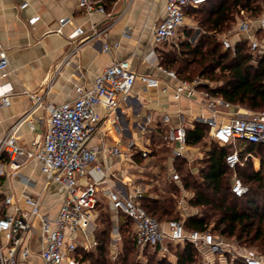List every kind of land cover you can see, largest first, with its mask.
I'll use <instances>...</instances> for the list:
<instances>
[{
  "label": "built area",
  "instance_id": "built-area-1",
  "mask_svg": "<svg viewBox=\"0 0 264 264\" xmlns=\"http://www.w3.org/2000/svg\"><path fill=\"white\" fill-rule=\"evenodd\" d=\"M76 2L78 8L87 16L99 13L106 18L110 17L98 0ZM207 2L208 0H166L164 17L152 27L156 44L177 46L179 35L186 26L188 10L199 8ZM27 6L28 2H25L21 8ZM114 23L115 20H111L104 26L91 23L87 29L76 27L69 36L76 45L65 62L83 45L93 41H104V51L111 52L112 48L105 39ZM71 24L72 19L69 17L60 19L56 33L63 35L64 30ZM256 27L264 31V13L258 17L244 18L232 30L216 34L215 37L220 39L225 50L235 51L236 42L233 38L242 33L251 35ZM239 42H247L252 55L259 53L260 43L257 40L250 38ZM9 68L7 50L0 43L2 80L8 78ZM158 68L164 79L138 74L129 60L115 61L95 78L92 85L76 86L74 98L61 104H46L45 93L27 89L15 92L8 84L0 88V110L9 108L12 97L17 94L25 95L32 101L31 107L0 135V176L20 182L31 191L36 184L24 179L20 171L28 164L36 163L46 180L38 192L23 193V200L14 193L0 200V264H37V261L40 264H81L78 248L91 251L97 246L95 239L91 238L90 228L100 203V187L107 183V179L101 182H83L88 178L90 168L104 172L98 164L99 150L88 144L99 131L101 116L98 107L104 106L110 112H115L123 104L129 103L137 83L147 89H159L163 93L171 91L175 100L187 99L198 105L202 112L193 117V122L207 128L212 142L222 147H232L224 158L225 165L233 172L232 194L243 197L249 193V187L244 184L236 170L248 159H253L254 155L247 153L241 159L239 145L248 143L264 149V111L245 110L243 113L231 115L229 111L233 104L204 89V80L182 79L172 69L162 66ZM40 110L48 115L45 132L28 139L22 129L26 127L28 134L36 132L37 124L43 121L36 117ZM113 121L116 123V120ZM164 122L166 125L161 136V145L168 147L174 159H186L193 148L188 144L185 115L180 114L177 126L170 125L168 118ZM139 139L136 135L129 142L127 152L122 150L120 143L107 148L105 152L110 157L135 166L133 153H139L143 158H148L151 154L150 150L140 146ZM170 179L172 182H179V173L173 169ZM49 184H56L66 191L55 218L42 212ZM145 194L142 187L133 188L128 195L112 186L105 191L116 223L115 245L122 242L121 221L125 218L133 224V237L141 251L151 248L164 257L170 253V245L190 242L206 262H210L211 258L223 259L228 256L232 261L241 259L245 264H264L256 250L240 247L235 239L226 240L209 231L187 232L183 223L177 220L162 224L142 206L140 199ZM182 206L183 200H180V213L183 212ZM37 227L38 245L33 242ZM116 257L117 251L113 253V259Z\"/></svg>",
  "mask_w": 264,
  "mask_h": 264
},
{
  "label": "crops",
  "instance_id": "crops-1",
  "mask_svg": "<svg viewBox=\"0 0 264 264\" xmlns=\"http://www.w3.org/2000/svg\"><path fill=\"white\" fill-rule=\"evenodd\" d=\"M260 1L264 13V1ZM25 2H28V6L22 9L21 6ZM98 2L105 7L110 17L106 18L99 13L87 16L78 8L76 0H0V43L7 50L10 60V74L6 80L0 78V88L8 84L15 92L27 89L31 92L45 93L46 104H61L74 98L76 86L92 85L105 68L121 60H129L133 70L138 74L164 79L158 67H165L162 65L165 46L156 44L152 27L164 17L166 0H98ZM65 17L71 18L72 24L64 30L63 35H59L56 33L58 21ZM111 20H115V23L105 39L112 48L111 52L104 51V41H93L83 45L65 62L76 45L69 37L76 27L82 26L87 29L91 23L104 26ZM186 27L194 28L195 32L200 33L197 23L190 17L186 19L184 29ZM183 30L180 34L182 36ZM198 34L193 43L196 42ZM250 38L260 43L258 51L263 53L264 31L259 27H256L251 35L239 34L233 38V41L239 42ZM31 105L32 101L27 96L14 95L12 105L0 110V135L4 134ZM245 110L247 109L233 105L229 112L235 115ZM98 112L101 116L99 131L88 145L99 150L98 164L104 172L90 168L89 176L83 182H101L107 179V183L100 187L102 191L100 203L90 234L97 242V234L105 228L101 229L97 224L98 208H105L104 212L112 222L109 242L112 252L115 253L121 243L114 244L116 223L105 197V191L112 186L128 195L133 188L142 187L146 194L157 198L154 190L163 191L167 184L173 183L170 174L173 169L177 171L176 159L172 157L168 147L161 145L165 119L170 120V125L177 126L180 114H183L187 121L186 127L190 128L197 125L192 119L202 110L187 99L175 100L171 91L163 93L159 89H147L137 83L132 90L129 103L123 104L115 112L100 106ZM36 117L43 121L37 124L35 133L28 134L26 127L22 129L28 139L45 132L47 113L40 110ZM113 120H116V123ZM205 131L209 139L206 127ZM136 135L140 138L138 140L140 146L151 151L148 158L133 153L136 165L132 166L106 154L105 150L117 143H120L122 150L127 152L129 142ZM192 148L193 151L187 155L186 162L192 174L197 175L198 168L194 164H199L203 152L200 151L199 146ZM239 148L241 153H250L248 151L252 146L241 143ZM252 161L254 170L260 172L262 157L254 155ZM20 172L24 179L36 184V187L30 191L20 182H13L0 176V200L11 193L23 200V193L38 192L45 185L46 180L38 164L30 163ZM65 196L66 191L63 188L49 184L42 212L50 218H55ZM123 221L122 219L121 222ZM33 242L39 244L38 227ZM171 260L174 261V258ZM37 264L40 262L37 261Z\"/></svg>",
  "mask_w": 264,
  "mask_h": 264
},
{
  "label": "trees",
  "instance_id": "trees-1",
  "mask_svg": "<svg viewBox=\"0 0 264 264\" xmlns=\"http://www.w3.org/2000/svg\"><path fill=\"white\" fill-rule=\"evenodd\" d=\"M262 14L263 6L259 0H208L199 8L189 9L187 17L197 23L203 34L193 44L190 39L195 29L186 27L183 36L179 35L177 46L162 53V65L174 70L182 79L204 80V89L233 105L254 112L264 111V52L252 55L247 42H236L235 51L225 50L220 39L215 37L216 34L232 30L244 18ZM187 137L190 146H200L208 139L205 127L198 124L187 128ZM211 144L199 161L197 175L192 174L186 159H176L180 181L167 184L161 195L155 189L157 198L145 194L140 199L142 206L162 224L171 220L182 222V217L175 210L176 195L179 198L182 190L188 191L192 193L188 207L199 209V213L183 220L187 232L209 231L226 240L235 239L242 248L253 245L257 249H264V149L251 145L252 149L248 151L262 157L260 172L254 170L252 159L238 166L236 172L249 187V193L236 197L231 192L230 177L233 172L224 162L230 147H222L215 142ZM246 154L247 152L240 153L241 159ZM250 183L257 188H253ZM211 218L215 220L211 221ZM123 220V248L118 262L131 264L130 255L139 248L133 237L132 222L125 218ZM102 223L105 228L97 234V246L88 253L77 251L80 261L84 257L92 260L96 257L97 264H110L108 258L112 222L108 217ZM145 251L155 257L159 256L157 250L147 248ZM199 254L192 243H179L176 246L170 245V253L155 263L197 264ZM234 264L245 263L238 259Z\"/></svg>",
  "mask_w": 264,
  "mask_h": 264
},
{
  "label": "rangeland",
  "instance_id": "rangeland-1",
  "mask_svg": "<svg viewBox=\"0 0 264 264\" xmlns=\"http://www.w3.org/2000/svg\"><path fill=\"white\" fill-rule=\"evenodd\" d=\"M259 2L261 3L260 0H259ZM199 32H200L199 34L197 32H195L194 33L195 35H193L191 37L190 40H191L192 43H193V40L197 37V34H198V38H199L201 33L203 34V32L201 30ZM193 44H195V42ZM171 48H172L171 46H165V50L166 51L170 50ZM211 143H212V141L210 139H207L205 144H202V145L199 146L200 151L203 152L202 153L203 154L202 157L204 156V152H206L207 149H210V147L212 146ZM194 166L196 168H198L199 164L198 163L194 164ZM261 170H262V167H261ZM232 177H233V174L230 177V182H231ZM250 184H252V183H250ZM251 186H253V188H257L256 185H254V184H252ZM161 193H162V191H160L159 195H161ZM176 197H177V199H176L177 206H176L175 210H176V213L179 216L182 217V223H183V220H185L186 217H188L190 215H193V214H198L199 213V209H197V208H189L188 207V201H189V199L192 198V193L182 190L181 191V195L179 196V198H178L177 195H176ZM180 200H183V206H182L183 207V212L182 213H180L178 211V202ZM104 210H105V208H103V207H99L98 208L97 224H98L99 228H101V229L105 226V225L102 224V219H105V220L108 219V216L106 215ZM210 220L214 221L215 219L211 218ZM126 235L129 236V234H126ZM130 235L132 236V232H131ZM216 236H219V235L216 234ZM254 247L255 246L252 245L250 248L256 250L259 253V255H260V257H261V259H262V261L264 263V249H257L256 247L255 248ZM122 248H123V244L121 242L120 246L117 247V249H118L117 250V257L115 259H113L112 248H110V254H109V258H108V261H109L110 264H120L118 262L119 261L118 259H119L120 253L122 251ZM78 250H80V251L82 250V251H84V253L85 252H87V253L90 252V251L83 250L81 247L78 248ZM96 259H97L96 257H94L93 260H92V258L84 257V259L82 261H80V262H81V264H92V262L94 264H97L96 263ZM161 259H163V256H161V255H159L158 257H155V255L149 254L148 251H145V250L141 251L139 249L137 251H134L133 254L130 255L131 264H133V263H140V264H149V263H151V264H156L155 262L158 261V260H161ZM171 259H173V258L171 257ZM234 263H235V261L230 260V258L228 256H226L223 259H219V258L212 259L211 258L210 262H206L204 257L201 254H199V258H198V262H197V264H234ZM99 264H101V263H99Z\"/></svg>",
  "mask_w": 264,
  "mask_h": 264
}]
</instances>
